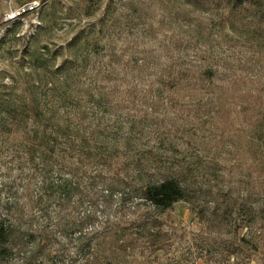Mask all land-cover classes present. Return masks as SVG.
Returning a JSON list of instances; mask_svg holds the SVG:
<instances>
[{
    "label": "rangeland",
    "instance_id": "rangeland-1",
    "mask_svg": "<svg viewBox=\"0 0 264 264\" xmlns=\"http://www.w3.org/2000/svg\"><path fill=\"white\" fill-rule=\"evenodd\" d=\"M41 1L37 24L12 26L0 40V130L10 128L5 112L13 109L29 114L32 124L46 126L54 137L63 134L57 137L63 147L71 137L82 151L101 153L106 148L120 157L129 151L161 170L241 184L253 172H264V29L221 25L215 14L178 0ZM2 7L0 2V25ZM169 48L184 63L220 69L231 94L261 92L259 112L247 120L231 99L208 110L182 111L144 92L168 62ZM135 61L150 64L153 71L130 72L127 64ZM113 72L114 80L106 79ZM136 87L140 91H128ZM195 99L183 95L180 101ZM226 110L236 124L234 133L220 129ZM5 143L0 135V176L17 178L25 164L14 159ZM71 159L78 168L90 167L80 153ZM150 210L138 216L147 219ZM121 219L116 210L111 227L97 228L110 231L94 240L93 248L105 254L96 264H190L195 259L206 264L198 259L199 246L208 247L196 238L202 225L187 205L177 204L166 214L155 212L159 227L148 244L173 246L151 257L139 245L114 256L128 232L125 224L118 225ZM259 246L250 261L236 256L230 264H264V246ZM59 264L94 263L64 256Z\"/></svg>",
    "mask_w": 264,
    "mask_h": 264
},
{
    "label": "trees",
    "instance_id": "trees-1",
    "mask_svg": "<svg viewBox=\"0 0 264 264\" xmlns=\"http://www.w3.org/2000/svg\"><path fill=\"white\" fill-rule=\"evenodd\" d=\"M178 1L215 14L221 25L264 29V0ZM166 53L168 62L159 67L157 79L144 92L160 102L170 101L182 111L208 110L231 99L247 120L259 112L261 92L231 94L220 69L184 63L170 48ZM95 55L101 58L100 50ZM127 68L139 75L153 71L150 64L138 61L128 63ZM114 74L106 79L113 81ZM183 95L196 99L186 104L180 101ZM5 115L10 128L1 129L0 135L25 168L17 178L9 173L0 176V264H59L64 256L84 257L96 264L105 254L97 246L93 248L94 240L110 231L99 230L100 225L111 227L116 210L122 218L118 225L125 224L128 230L126 239L118 241L116 258L134 245L150 257L167 253L172 244H148V238L159 227L155 212L170 213L180 203L202 225L196 238L208 247L199 246L198 259L206 264H230L236 256L250 261L259 243L264 246V172H253L250 181L241 184L161 170L129 151L121 157L106 148L101 153L82 151L71 137L63 147L57 142L63 134L57 132L54 137L46 126L32 124L29 114L10 109ZM219 125L222 133L237 131L229 110L222 113ZM75 153L89 161L90 167L81 169L71 163ZM3 154L0 148V156ZM145 209L152 213L147 219L138 216ZM195 260L190 264H197Z\"/></svg>",
    "mask_w": 264,
    "mask_h": 264
},
{
    "label": "built area",
    "instance_id": "built-area-1",
    "mask_svg": "<svg viewBox=\"0 0 264 264\" xmlns=\"http://www.w3.org/2000/svg\"><path fill=\"white\" fill-rule=\"evenodd\" d=\"M0 0L2 7L3 26L0 28V40L5 36L7 31L12 26H26L31 28L37 24V15L42 9L41 0ZM34 16L33 19H30ZM33 23V24H32Z\"/></svg>",
    "mask_w": 264,
    "mask_h": 264
}]
</instances>
